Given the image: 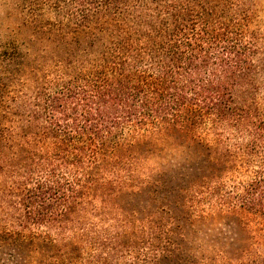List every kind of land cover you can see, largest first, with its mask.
<instances>
[{
    "label": "trees",
    "instance_id": "trees-1",
    "mask_svg": "<svg viewBox=\"0 0 264 264\" xmlns=\"http://www.w3.org/2000/svg\"><path fill=\"white\" fill-rule=\"evenodd\" d=\"M255 10V0H39L27 41L0 50L1 263L122 264L136 227L93 193L146 187L153 171L137 147L173 133L207 150L209 172L181 189L190 207L252 214L253 251L238 264H264Z\"/></svg>",
    "mask_w": 264,
    "mask_h": 264
},
{
    "label": "rangeland",
    "instance_id": "rangeland-1",
    "mask_svg": "<svg viewBox=\"0 0 264 264\" xmlns=\"http://www.w3.org/2000/svg\"><path fill=\"white\" fill-rule=\"evenodd\" d=\"M38 1L0 0L1 52L10 42L21 45L29 37L30 31L23 23ZM255 1L256 28L264 35V0ZM3 63L0 59L1 77L4 76ZM168 134L171 139L169 137L165 145L147 141L137 147L138 152L149 159L148 168L153 171L150 184L135 190L98 187L93 193L95 203H110L109 214L116 222L126 221L136 227L138 245L121 263L238 264L248 259L255 237L248 226V216L252 214L220 203L207 212L193 210L181 189L209 172L202 160L207 150L180 138L176 140L173 133ZM181 173L189 174L185 185L170 179ZM257 188V184L251 183L248 192L253 194ZM261 211L255 217L264 222V208ZM109 225L116 223L112 221Z\"/></svg>",
    "mask_w": 264,
    "mask_h": 264
}]
</instances>
